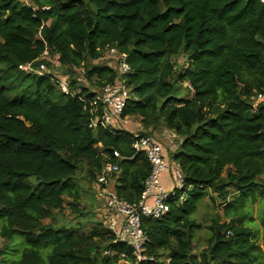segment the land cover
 Listing matches in <instances>:
<instances>
[{"label": "trees", "instance_id": "obj_1", "mask_svg": "<svg viewBox=\"0 0 264 264\" xmlns=\"http://www.w3.org/2000/svg\"><path fill=\"white\" fill-rule=\"evenodd\" d=\"M107 47L131 66L121 117L137 119L140 134L167 129L178 139L171 159L181 187L163 217L142 220L155 261L137 262L90 217L93 194L95 204L80 208L89 193L78 172L92 188L102 165L117 162L114 190L132 204L151 173L144 153L132 148V132L89 125L81 99L118 75L103 59ZM45 51L56 54L63 75L83 66L89 87L66 95L49 73L19 69L51 66ZM259 93L264 0H0V264H264V212L256 222L246 210L264 197V101L253 104ZM208 195L228 222L214 218L206 247L193 253L192 215ZM66 208L86 220L56 226Z\"/></svg>", "mask_w": 264, "mask_h": 264}, {"label": "built area", "instance_id": "obj_2", "mask_svg": "<svg viewBox=\"0 0 264 264\" xmlns=\"http://www.w3.org/2000/svg\"><path fill=\"white\" fill-rule=\"evenodd\" d=\"M20 1L30 5V0ZM43 55L48 56L49 61L59 67L56 54L49 56V53L45 51ZM50 57H53L54 61ZM103 59L118 71L116 80L93 90L92 97L82 98L81 100L84 108L90 113V127L116 128V122L129 121L127 117L122 118L121 114L130 95V89L126 87L123 76L129 73L131 66L127 55L114 47L105 49ZM18 67L26 72L49 73L52 79L58 82L64 94L74 96L78 93V91L70 88L67 77L57 76L44 63L39 64L38 67H33L32 62H30L21 64ZM188 86L192 88L190 84ZM256 99L264 101V96L259 93ZM130 132L134 135L132 148L136 152H143L151 165V173L145 182L141 199L138 203L132 204L117 196L112 179V174L119 170L117 162H106L102 165L101 171L97 174L93 183L92 192L97 200L99 219L113 235L114 242L128 246L137 262L155 261L154 257L146 253L149 238L144 230L142 220L143 218L160 219L169 211L167 199L174 195V188L171 191H166L160 184L161 177L164 173L171 172L175 177L177 188H180L182 173L176 164L169 162L164 147L153 135ZM113 156L117 160L122 158L117 151L113 152ZM172 163L175 165L174 167H172ZM226 234H231V231L228 230ZM105 254H108V252H105ZM121 256L123 257L124 254Z\"/></svg>", "mask_w": 264, "mask_h": 264}, {"label": "rangeland", "instance_id": "obj_3", "mask_svg": "<svg viewBox=\"0 0 264 264\" xmlns=\"http://www.w3.org/2000/svg\"><path fill=\"white\" fill-rule=\"evenodd\" d=\"M4 17V16H2ZM51 58V57H50ZM53 61V57L51 58ZM51 62V61H50ZM179 65L180 67L184 65V60L183 58L179 59ZM93 64H102V61L100 62H93ZM48 69L52 72H55L57 76L59 77H67L68 81L71 82L70 80L73 79L74 81H77L76 85H75V91L79 92V88L81 86H87L89 87L90 83L85 80L84 78V67H80L77 69V71L72 75V78L70 76V74H65L63 75L61 73V70L59 69V67H57L53 62H51V66H48ZM92 91L95 89H91ZM182 93L185 96L187 93V90L184 86H182ZM261 102L259 100H257L255 98L253 104L254 107L257 106V104ZM129 121L127 122H123V121H118L115 123L116 125V129H121V130H125V131H133L135 133H140V131L143 130H139L138 127H134L135 123L139 122L137 119L135 118H128ZM157 140V139H156ZM160 143L161 141L158 140ZM162 144V143H161ZM169 155H171L170 150L169 153L167 155L169 162L171 163V158L169 157ZM175 164V163H174ZM172 163V167H174V165ZM170 174H172L171 172H169ZM165 174V173H164ZM77 180L79 181L80 184L84 185L85 187V191H87V193H89L88 197H87V201L88 203H86V199H82L80 202V208L83 209L84 212H86L88 210V205L89 203H93L95 204V199L93 198V192H92V188L91 185H89L85 180H84V172H78L77 173ZM164 176L162 175L161 180H160V184L162 185V187H164V185L167 184V182L171 183L172 182V186L177 187V183L175 181H172V177L164 179ZM169 185V184H168ZM166 187V186H165ZM84 191V192H85ZM91 193V194H90ZM84 197V196H83ZM211 195H208L206 197H204L203 199H201L197 206H196V210L193 213L192 217L195 219V221L198 224V228L195 230L194 232V238H193V253H199V251H201L202 249H204L207 245V237L210 233L209 227L211 225V222L214 218H218L221 219V222H228V219L224 216L223 214V206L220 203L219 200H216V203H214L211 200ZM247 212L250 213L252 215V217L254 219H256V222H258V217L260 215H262V213L264 212V197H258L257 199H255L254 201H250L247 204ZM98 209L97 206L93 208V211L90 214V217H92V219L94 220H99V214H98ZM56 226H59L60 224L63 223H68V225L71 226H75L77 224V222L79 221H85V217H77V215L73 214L70 212V210L68 208L64 209V211L62 213L56 214ZM51 220L50 219H46L44 221V223H49ZM257 224V223H256ZM256 224H253L254 227H257ZM258 228V233L262 234V228L261 227H257ZM6 245V240H3L2 238H0V249H2L4 246ZM25 246V241L24 238L22 237L20 239V242H18V244L16 245V248L18 250V252L21 250V248ZM166 258V257H164Z\"/></svg>", "mask_w": 264, "mask_h": 264}, {"label": "crops", "instance_id": "obj_4", "mask_svg": "<svg viewBox=\"0 0 264 264\" xmlns=\"http://www.w3.org/2000/svg\"><path fill=\"white\" fill-rule=\"evenodd\" d=\"M134 127L135 128L138 127L139 130L143 129L139 122L135 123ZM150 131L152 132V135L157 140L161 141L162 146L164 147V152H165L166 158L168 159L167 155L169 153V150H170V153H173L178 147V139H177V137L175 136V134L173 132L168 131L167 129H165L164 131L163 130L162 131L150 130ZM169 157L171 158V155H169ZM170 160H171V162H173L172 159H170ZM163 176H164L163 177L164 179L172 177V179H171L172 181H174V178H175L169 172L163 174ZM171 184H172V182L171 183L167 182V184L164 185V189L166 191H171L174 188V186H172Z\"/></svg>", "mask_w": 264, "mask_h": 264}]
</instances>
